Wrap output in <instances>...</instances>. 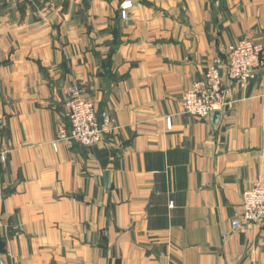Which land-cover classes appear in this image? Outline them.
<instances>
[{
    "label": "crops",
    "instance_id": "1",
    "mask_svg": "<svg viewBox=\"0 0 264 264\" xmlns=\"http://www.w3.org/2000/svg\"><path fill=\"white\" fill-rule=\"evenodd\" d=\"M121 1L0 0V261L264 264V219L231 224L264 184V0H133L127 19ZM247 37L255 77L225 80L215 120L182 113ZM69 87L113 133L53 144Z\"/></svg>",
    "mask_w": 264,
    "mask_h": 264
},
{
    "label": "built area",
    "instance_id": "2",
    "mask_svg": "<svg viewBox=\"0 0 264 264\" xmlns=\"http://www.w3.org/2000/svg\"><path fill=\"white\" fill-rule=\"evenodd\" d=\"M133 8V0L119 4V16L127 19ZM263 47L252 38H243L227 47L225 58L215 56L207 65L203 76L191 83L181 95V112L194 117L210 118L215 111H221L228 103L225 80L245 88L257 71L263 66ZM65 118L57 128L53 144L73 141L81 146L99 143L103 136L113 133L116 126L106 112H97L95 102L79 87L64 90ZM170 117H166V128H171ZM241 215L231 222L233 228H240L243 221L256 223L264 219V184L257 183L243 191ZM172 205V202L169 203Z\"/></svg>",
    "mask_w": 264,
    "mask_h": 264
},
{
    "label": "water",
    "instance_id": "3",
    "mask_svg": "<svg viewBox=\"0 0 264 264\" xmlns=\"http://www.w3.org/2000/svg\"><path fill=\"white\" fill-rule=\"evenodd\" d=\"M218 115H219V111H215V112H213V114H212V118H213V120H215V119L218 117ZM0 264H2L1 261H0Z\"/></svg>",
    "mask_w": 264,
    "mask_h": 264
}]
</instances>
